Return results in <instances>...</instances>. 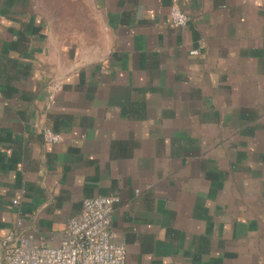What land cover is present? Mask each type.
Wrapping results in <instances>:
<instances>
[{"label":"crops","instance_id":"1","mask_svg":"<svg viewBox=\"0 0 264 264\" xmlns=\"http://www.w3.org/2000/svg\"><path fill=\"white\" fill-rule=\"evenodd\" d=\"M99 196L126 264H264V0H0V241Z\"/></svg>","mask_w":264,"mask_h":264},{"label":"built area","instance_id":"2","mask_svg":"<svg viewBox=\"0 0 264 264\" xmlns=\"http://www.w3.org/2000/svg\"><path fill=\"white\" fill-rule=\"evenodd\" d=\"M169 20L174 29H181L188 23V17L176 6L171 7ZM189 54L197 55L198 49ZM59 87L58 81L50 83L48 109ZM41 134L48 144L63 141L59 134L48 129H43ZM117 202L115 196L84 199L80 213L66 221L64 236L54 247L46 245L32 233L22 231V222L18 220L0 241V264H126V247L114 242L115 234L111 230Z\"/></svg>","mask_w":264,"mask_h":264}]
</instances>
